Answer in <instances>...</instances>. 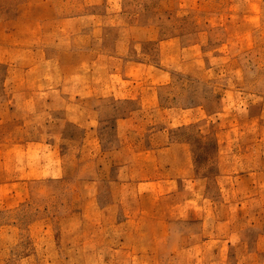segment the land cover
<instances>
[{"label":"rangeland","instance_id":"obj_1","mask_svg":"<svg viewBox=\"0 0 264 264\" xmlns=\"http://www.w3.org/2000/svg\"><path fill=\"white\" fill-rule=\"evenodd\" d=\"M0 264H264V0H0Z\"/></svg>","mask_w":264,"mask_h":264},{"label":"crops","instance_id":"obj_2","mask_svg":"<svg viewBox=\"0 0 264 264\" xmlns=\"http://www.w3.org/2000/svg\"><path fill=\"white\" fill-rule=\"evenodd\" d=\"M171 180H173V179H169V180H165V181H167V182H170ZM163 181V180H162ZM147 184H148V182H146ZM141 184V183H140Z\"/></svg>","mask_w":264,"mask_h":264}]
</instances>
